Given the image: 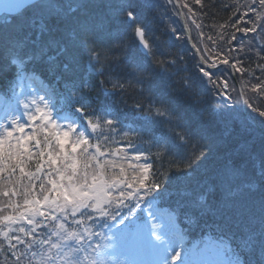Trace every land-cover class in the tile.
Returning a JSON list of instances; mask_svg holds the SVG:
<instances>
[{
	"label": "snow or ice",
	"instance_id": "snow-or-ice-1",
	"mask_svg": "<svg viewBox=\"0 0 264 264\" xmlns=\"http://www.w3.org/2000/svg\"><path fill=\"white\" fill-rule=\"evenodd\" d=\"M258 2L260 8H264V0ZM195 3L202 6L201 0H195ZM250 7L251 12L246 13V19L242 21L246 26L238 27V31L245 36L264 34V16L259 20L252 19V13L258 11L256 0ZM117 17H122L120 22L132 29L135 41V51L124 59L131 68L139 69L142 59L152 58L155 52L151 38L129 0H116L115 3L114 0H77L63 6L56 0H0V45L18 52L10 60L0 58V72L14 71L13 79L20 81L39 78L36 65L43 64V71L56 86L52 88V96L58 97L63 106L56 108L47 96L41 97L39 104L50 109L48 111L37 107L35 99L22 105L25 111H31L26 117L29 126L39 122L43 128L56 129V153L47 156L56 175L51 180L44 175L49 186L40 184L42 199L29 200V193L25 191L22 206L27 208L26 212L17 210L15 215L0 217V225L5 229L4 239L8 240L5 247L9 251L5 253V260L12 264H33L40 256L45 264H132L131 257L147 253L156 259H140L139 264H264V131L257 135V126L264 129V108L257 106L256 98L246 96H241L242 106L228 103L231 100L228 84L224 79L217 80V73L209 69L218 68L217 60L235 72L242 73L243 69L238 66L239 61L230 63L227 58L221 59V52L215 48L210 49V54L216 59L209 63L206 58L209 54L202 53L201 60L194 65L195 77H186L179 89L162 95L160 108L153 106L155 110H147L153 117L175 126L171 135L177 145L187 147L193 135L199 138L201 145L207 144L208 151L198 145L199 154L195 158H186V166L180 169L187 187L169 190L161 180L162 174L154 168V157L135 155L132 159L137 163L130 167L133 172L139 169L141 175L127 184L130 191L121 187L118 197L98 204V189L102 187L98 182L103 178L97 164L89 179L87 170L91 167L92 156L88 153L90 148L97 147L90 141L104 142L116 138L127 141L130 136L138 138L142 135L140 130L131 126L123 127L121 112L104 105L92 106L89 98L92 88L81 71L84 53L88 54L85 69L88 76H102L107 70L103 65L97 67L99 53L92 45L110 30ZM187 19L191 20L193 16ZM249 21L256 27L249 26ZM234 40L235 35L227 42L232 44ZM253 44L258 53L264 52V44L255 40ZM158 67L164 71L165 63L158 62ZM259 70L264 72V64L259 65ZM104 84L105 81H99L97 90L111 94ZM131 86L130 82L126 85L117 80L111 85V92H123ZM198 87L211 89L213 97L222 98L216 102L215 109L219 137L213 134L206 122L208 118L199 107ZM248 90L260 96L264 92V80ZM185 104L189 108L181 113ZM133 108L138 113L145 111L140 104H134ZM61 113L66 123L57 121ZM7 127L14 128L15 132H25V125L17 124L16 120H10ZM229 138L234 142L235 156L222 164L214 173V179L203 183L193 176L192 170L200 166L208 152ZM153 139L158 148L156 155L162 159L170 145L161 138ZM29 140L40 149L39 152L30 149ZM130 147L137 152L143 151L134 142ZM151 147L149 145V150ZM48 148V140L41 145L36 143L35 137L16 139L14 131H3L0 137V178L11 181L19 172L29 181L38 180ZM78 151L88 161L84 164V172L77 164ZM32 155L41 158L35 173L26 170V163ZM9 169L11 172L5 177ZM193 181L198 188L196 192L191 188ZM115 184L118 181L108 188ZM2 195L15 197L17 192L4 191ZM209 195L214 197V203L209 202ZM18 206L19 201L15 204L9 201L4 207ZM77 216L85 217V220L77 219ZM88 220L95 222V227L88 226L80 232L79 227ZM201 220L204 222L201 237L191 242L189 250L184 247L190 241L181 225L190 227ZM73 225L78 226L76 232L68 230ZM120 256L125 257L123 262L118 259Z\"/></svg>",
	"mask_w": 264,
	"mask_h": 264
},
{
	"label": "trees",
	"instance_id": "trees-1",
	"mask_svg": "<svg viewBox=\"0 0 264 264\" xmlns=\"http://www.w3.org/2000/svg\"><path fill=\"white\" fill-rule=\"evenodd\" d=\"M177 1L184 11H188L195 18L197 25L203 32V37L209 41V46L214 45L221 52V59L227 58L230 63L239 61L238 66L243 69V72L239 73L234 71L235 79L230 78L231 68L222 63L221 68L227 75L224 74L225 77L235 84L236 89L237 86L240 88L239 90L243 96L248 98L259 97L260 102L264 103V98H261L264 97V92H261L260 96H257L256 93L248 90L252 85H257L261 80H264V72L259 70V65L264 64V52L258 53V49L253 44L254 40L264 44V34L257 35L249 33V35L245 36L244 33L238 31V27L246 26L242 21L246 19L245 14L251 12L250 6L253 0H201L202 6H198L195 0ZM76 2L77 0H56V3L61 6L64 3ZM115 2L116 0H114ZM129 2L133 5V10L147 30V35L151 38V46L155 55L147 60L142 59L139 69L131 68L124 57L131 55L135 51L132 29L127 28L124 23L120 22L122 17H117L110 25V30L103 33L96 40L95 44L92 45L99 53L100 63L97 67L103 65L107 70L104 71L102 76H88L85 71L87 68L86 57L88 54L84 53L81 58V71L84 72L85 78L88 79L92 88L89 97L92 101V106L99 108L101 105H104L112 111L121 112L124 119V128L131 126L142 132V135L138 138L133 135L127 141H121L119 138L113 140L118 145L130 149L133 153L130 154L132 157L135 155H140L141 157L144 155L153 156L152 163L154 168L162 174V182L166 183L169 190L176 191L187 187L184 173L180 170L186 166V158H195V155L199 154L200 147L198 145L203 147L205 151H208V146L206 143L201 145V141L195 135L192 136L191 143L187 147L177 145L175 137L171 135L175 126L162 119L153 117L147 110L153 108V106L160 108L162 95L179 89L186 77L194 78L196 74L194 65L199 61L194 50L181 37V33L174 30L169 24L166 14L168 8L162 4L161 0H129ZM256 7L258 11L252 13L253 20H259L261 16H264V8H260L258 0H256ZM189 9H191V12ZM249 26L256 27L251 21H249ZM233 35H235V40L232 44H229L227 41L232 40ZM205 52L211 55L208 46ZM17 54L18 52H13L11 49L0 45V58L3 60H10ZM211 58L213 59L212 55ZM160 61L165 63L164 71H161L160 67H158V62ZM172 61H175V63H169ZM145 65L147 66L145 67ZM43 67V64L36 65L39 78L31 77L24 80L33 85L39 91L40 95L49 97V102L55 103V107L59 109L63 107L59 103V98L52 96V88L56 86L47 77V74L43 71ZM13 77L14 71L5 70L0 72V98L7 97L14 91L18 80H14ZM117 80L123 81L126 85L130 82L132 86L126 87L123 92H111V85ZM99 81H105L104 87L108 88L111 94L101 93L97 90ZM196 95L201 101L199 107L204 111V116L208 118L206 122L213 129V134L219 137L220 129L215 123L216 102L219 99L211 95V89L198 87L196 89ZM134 104L142 105L145 111L136 112L133 108ZM187 108H189V105L185 104L181 108V113ZM189 113L191 114V109H189ZM62 116L63 113L58 115L57 118L62 119ZM92 119L95 122V117ZM260 129L257 126L258 136L261 135V131H264V129ZM154 137L161 138L162 141L170 145L167 155H164L162 159L156 155L158 148L156 141L153 139ZM133 142L139 148L143 149V151L137 152L135 149H132L130 144ZM96 143L99 146L102 145L101 141ZM149 145H152L150 150ZM233 146L234 142L232 138L224 140L222 143H217L208 152L207 158L200 166L192 170L193 176L203 181V183H209L214 179V173L218 171L222 164L225 161L230 162L229 157L235 156ZM31 149L34 153L39 152L36 147H31ZM258 151L259 145H257ZM102 152L108 151L102 150ZM45 155L46 152L43 157L44 164L47 163V157ZM40 161L41 158L38 155L30 156L26 163V170L32 173L36 172V165ZM49 166L51 167L50 164ZM104 168L107 169L106 171H113V168L109 167L108 164ZM248 171H251V166H249ZM8 172L10 173L11 170L9 169ZM3 184L11 187H0V201H2L0 209H5L4 206L9 201L13 204L19 201L20 206V203L25 199V191L29 193L28 198H38L39 194H41L38 191L39 181H29L27 177L21 176L19 172L15 173V179L11 181L0 178V186H4ZM191 188L193 192L198 191L195 181H193ZM5 189L9 190L10 193L16 191L17 195L15 197H4L2 193ZM208 199L210 203H214V197L212 195H209ZM8 208H10V213L15 211L12 207ZM2 211H0V217L7 213V211ZM203 224L204 222L201 220L198 224H193L190 227L181 225L184 227L187 239L190 241V243L186 244L187 247H192L191 242L201 237ZM0 241L3 240L0 238ZM5 245H7L5 241L0 244V262L12 264L11 261L5 260V253L9 251ZM34 263L38 264L36 261Z\"/></svg>",
	"mask_w": 264,
	"mask_h": 264
},
{
	"label": "rangeland",
	"instance_id": "rangeland-1",
	"mask_svg": "<svg viewBox=\"0 0 264 264\" xmlns=\"http://www.w3.org/2000/svg\"><path fill=\"white\" fill-rule=\"evenodd\" d=\"M162 4H164L168 9L167 14V20L169 21V24L174 30H177L179 33H181V37L184 38L185 41H187L188 46H190L197 56L198 61L201 60V54L207 53L205 52L207 50V46L210 49L215 48L214 45L209 46V41L205 40L203 37V32L201 31L200 27H198L197 22L195 18L189 20L187 17L192 16L188 11H184L177 0H161ZM173 20V21H172ZM216 49V48H215ZM208 59V62L211 63L213 59L211 58V55H208L206 57ZM218 68L209 69L210 72H216L217 76L215 77L217 80L224 79L226 83L228 84L229 88V94L231 95V100L228 101L230 104H237L242 106L243 102L241 100V96H243L242 92L239 90L240 88L237 86V89L235 87V84L231 80H229L227 77H225V71L221 68L222 63L217 61ZM224 65V64H223ZM225 74V75H224ZM227 76V75H226ZM232 79H235V72L233 69H231V77ZM232 84V85H231ZM233 88H235V91H233ZM239 90V91H238ZM41 97H44L43 95H40L39 91L34 88L33 85L28 83L25 80H18L14 91L10 93L7 97L0 98V137H2V133L5 130L14 131V136L16 139H19L21 136H29V137H35L36 143H39L41 145H44L45 141H49V148L46 150V157L49 154H52L55 156L56 148H55V128H43L42 125L39 122H34L33 126H29L27 123L26 117L31 114V111H25L23 108V104L25 102H31L33 99L37 102L36 106L39 107L42 111H48L50 109L44 108L42 104H39V101ZM219 100L222 98L217 97ZM250 99L253 97H249ZM257 100V106L260 108H264V103L260 102L259 97H254ZM32 111H35V108H32ZM55 115V114H54ZM259 119V118H257ZM10 120H16L17 124L23 123L25 125V132L19 133L15 132L14 128H8V122ZM57 121L59 123H66L63 121V119H58ZM261 130V129H260ZM46 134H51L50 136ZM73 139H75L73 137ZM96 142V140L90 141V143L96 144L97 147L95 149L89 150L88 155L92 156V160L90 161L91 167L87 170L89 173V179L91 180V174L96 171L97 164L99 165V172L100 176L103 178L102 187L98 189V204L103 203L105 199H115L120 195V188L123 187L126 192L130 191V189L127 188V184H130L133 182L134 177H139L141 175V171L138 169L137 171L133 172L130 165H134L137 162L132 159V156L130 154H133L130 149L118 145L114 140L110 141H104L102 142V145L99 146ZM28 145L31 149V147H35V144L29 140ZM5 149H7V145H5ZM40 151V149H38ZM102 150L108 151V152H102ZM97 153H100V155H97ZM7 153L5 152V155ZM88 162L85 159L84 154L77 153V164L79 167V170L81 172H84V164ZM108 164L109 167L113 168V171H106L107 169L104 168V166ZM9 172H6L8 174ZM35 173V172H33ZM44 175L49 176V180L54 179L56 172L54 169H52L49 166V163L47 162L43 166V171L40 173L39 181V189L38 191L42 192V189L40 188V184L44 183L45 187H48V181H45L43 179ZM114 181H118V184L113 185L112 188H108V185L113 184ZM33 182V181H32ZM59 184L60 182L57 181ZM4 186H0L2 188H7L8 185L3 184ZM9 188L11 186H8ZM105 189H107L105 191ZM5 191H9L5 189ZM38 198L42 199L41 195L39 194ZM36 197L28 198L29 200L38 199ZM8 202V200H7ZM23 202L20 203V206L18 208H14L15 211L10 213V208H5L3 211H7L5 215H15L16 211L20 212H26L27 208L23 207ZM2 201H0L1 205ZM31 206V205H29ZM2 211V212H3ZM9 213V214H8ZM52 214V213H49ZM87 215V213L85 214ZM4 216V215H3ZM2 217V216H1ZM77 219L85 220V217L77 216ZM71 219V217H70ZM63 222V221H62ZM88 226L95 227V222L93 221H86L83 227H79V231L83 232L84 229ZM25 227H27L25 225ZM67 227V225H66ZM78 226H71L68 228L71 232H76ZM5 231L3 225H0V238L8 243V240L4 239L3 232ZM95 239V237H94ZM187 249H191L192 247H187V245L184 246ZM177 250H180L179 248ZM120 261H124L125 257L120 256L118 257ZM132 264H139V260L144 261H153L156 259L155 256L151 254H142L141 256L135 258L131 257ZM36 262L38 264H45V262L42 260L40 256H37ZM33 264H35L33 262ZM179 264V262H178Z\"/></svg>",
	"mask_w": 264,
	"mask_h": 264
}]
</instances>
